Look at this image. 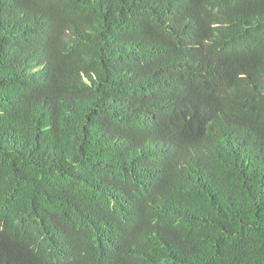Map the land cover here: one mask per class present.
<instances>
[{
    "label": "trees",
    "instance_id": "trees-1",
    "mask_svg": "<svg viewBox=\"0 0 264 264\" xmlns=\"http://www.w3.org/2000/svg\"><path fill=\"white\" fill-rule=\"evenodd\" d=\"M0 264H264V0H0Z\"/></svg>",
    "mask_w": 264,
    "mask_h": 264
}]
</instances>
